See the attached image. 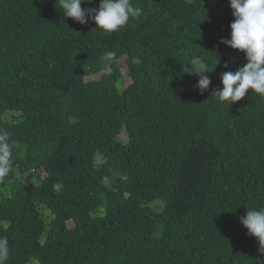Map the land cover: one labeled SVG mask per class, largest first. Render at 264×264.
<instances>
[{
    "label": "trees",
    "instance_id": "trees-1",
    "mask_svg": "<svg viewBox=\"0 0 264 264\" xmlns=\"http://www.w3.org/2000/svg\"><path fill=\"white\" fill-rule=\"evenodd\" d=\"M131 2L141 17L104 33L58 0H0V130L17 144L0 264H264L240 224L264 207V97L214 93L246 63L220 43L228 0ZM192 56L215 68L203 93Z\"/></svg>",
    "mask_w": 264,
    "mask_h": 264
},
{
    "label": "clouds",
    "instance_id": "clouds-1",
    "mask_svg": "<svg viewBox=\"0 0 264 264\" xmlns=\"http://www.w3.org/2000/svg\"><path fill=\"white\" fill-rule=\"evenodd\" d=\"M59 11L63 17L70 18L80 25L92 22L104 33H114L126 26L130 20L139 19L142 9L135 7L131 0H100L98 7L82 8V4H91L93 0H58ZM233 16L229 25L230 38L222 39L221 44L244 54L246 63L235 71H225L220 76L221 89L214 91L219 102L230 106L245 98L251 91L264 97V0H228ZM57 0H55V4ZM116 53L106 51L102 60L105 62L102 71L112 72V61ZM220 63L218 59V63ZM215 66V67H216ZM228 68V63L223 65ZM190 72L198 76L194 85L201 93L208 90L211 80L209 65L200 56H192L189 60ZM17 147L10 139L7 131L0 130V179L13 170V151ZM60 184L54 185L59 189ZM240 224L247 234L254 237L261 253H264V207L246 210L240 217ZM8 246L6 239H0V257H6Z\"/></svg>",
    "mask_w": 264,
    "mask_h": 264
},
{
    "label": "rangeland",
    "instance_id": "rangeland-1",
    "mask_svg": "<svg viewBox=\"0 0 264 264\" xmlns=\"http://www.w3.org/2000/svg\"><path fill=\"white\" fill-rule=\"evenodd\" d=\"M118 64H119V66H120V68H121V70H122V74H123V80H122V86H121V88H125L126 87V85L128 84V82H129V78L127 77V70H126V64H125V58H121V59H119V61H118ZM88 79V78H87ZM86 79V80H87ZM11 114H14L15 115V113H9V115H11ZM123 137H124V135H123ZM44 175V174H43ZM35 183L36 184H38V181H36L35 180ZM34 262L35 261H30V263L29 264H34Z\"/></svg>",
    "mask_w": 264,
    "mask_h": 264
}]
</instances>
